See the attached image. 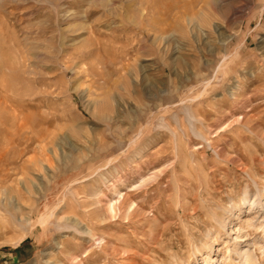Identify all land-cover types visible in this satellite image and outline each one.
I'll use <instances>...</instances> for the list:
<instances>
[{
    "label": "rangeland",
    "instance_id": "1",
    "mask_svg": "<svg viewBox=\"0 0 264 264\" xmlns=\"http://www.w3.org/2000/svg\"><path fill=\"white\" fill-rule=\"evenodd\" d=\"M0 73V264H264V0H0Z\"/></svg>",
    "mask_w": 264,
    "mask_h": 264
},
{
    "label": "bare ground",
    "instance_id": "2",
    "mask_svg": "<svg viewBox=\"0 0 264 264\" xmlns=\"http://www.w3.org/2000/svg\"><path fill=\"white\" fill-rule=\"evenodd\" d=\"M221 61V60H220ZM224 65V64H223ZM1 74V73H0ZM1 77V76H0ZM4 79V78H3ZM7 82V81H6ZM9 83V82H8ZM5 84V83H4ZM1 97V96H0ZM2 101V100H1ZM13 103V102H12ZM1 106V105H0ZM2 108V107H1ZM15 109V108H14ZM0 111L1 112H3V108L2 109H0ZM15 111V110H14ZM16 113V112H15ZM6 114H8V113H6ZM18 114V113H17ZM22 114V113H21ZM9 115V114H8ZM18 116V115H17ZM16 115H13L12 117H11V119H6V122H7V124L11 127V128H14L15 130H17V131H21L22 129H24V128H27V127H29V125H28V123L30 122V120H29V117H26V116H28V115H26L25 114V116H23V117H21V118H19V117H17ZM3 155V153H0V158H1V156ZM8 164V163H7ZM255 202V201H254ZM259 202V201H258ZM251 205V204H250ZM252 205H253V203H252ZM251 207V206H250ZM262 221V220H261ZM263 226V225H262ZM260 228H261V226H260ZM262 230V229H261ZM240 235V234H239ZM238 235V236H239ZM241 237V236H240ZM238 241H241V240H238ZM254 242V241H253ZM249 241H247L246 242V245H247V247H245V248H243V249H241L240 247V249L238 250V252L245 258L243 261L245 262V260H249L250 258H253V255L251 254V250H250V248H249V244H251V243H249ZM252 246V245H251ZM262 246V245H261ZM257 250V249H256ZM236 251V250H235ZM236 253V252H235ZM239 255V254H238ZM238 257V256H237ZM241 259H243V258H241ZM246 262H248V261H246Z\"/></svg>",
    "mask_w": 264,
    "mask_h": 264
}]
</instances>
